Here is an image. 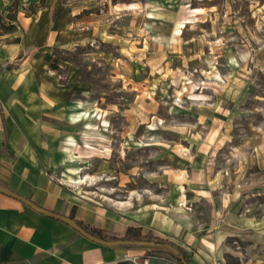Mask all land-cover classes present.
<instances>
[{"label":"rangeland","instance_id":"1","mask_svg":"<svg viewBox=\"0 0 264 264\" xmlns=\"http://www.w3.org/2000/svg\"><path fill=\"white\" fill-rule=\"evenodd\" d=\"M73 5L101 31L48 52L95 110L65 182L123 211L160 202L219 230V264H264V0H0V34L8 13Z\"/></svg>","mask_w":264,"mask_h":264},{"label":"crops","instance_id":"2","mask_svg":"<svg viewBox=\"0 0 264 264\" xmlns=\"http://www.w3.org/2000/svg\"><path fill=\"white\" fill-rule=\"evenodd\" d=\"M83 8L69 6L66 15L45 8L23 20L17 15L16 30L0 34V66H12L0 74V184L44 209L73 214L76 221L119 237L134 226L143 234L168 238L185 248L189 264H219L218 229L193 234L185 220L175 218L174 211L160 202L123 211L117 204L96 202L65 182V176L76 177L77 165L68 166L66 174L64 163L78 162L80 149L89 152L80 132L96 124L88 117L95 110L84 105L88 89L73 88L78 72L61 84L47 72L46 55L54 46L77 44L85 35L101 31L96 13L82 15ZM157 253L162 254L157 248L100 244L67 222L0 192V264H119L133 256V264L146 259L158 264L147 258Z\"/></svg>","mask_w":264,"mask_h":264},{"label":"trees","instance_id":"3","mask_svg":"<svg viewBox=\"0 0 264 264\" xmlns=\"http://www.w3.org/2000/svg\"><path fill=\"white\" fill-rule=\"evenodd\" d=\"M10 12V11H9ZM7 19L9 20V23H4L1 27L2 31L4 32H12L14 30H16L17 25L15 24V21L17 19V15L15 13H8L7 15ZM0 21H3V17L0 16ZM46 60L50 63V67L53 70H58L59 69V64H58V59L55 58L52 60V55L51 54H47L46 55ZM12 66L11 65H7L6 67H2L0 66V74L6 69V70H11ZM2 185V184H0ZM4 186V185H2ZM5 187V186H4ZM74 215L71 214V217H73ZM85 230H87L89 233H91L94 236H97L101 239L104 240H118V239H124V240H144V241H153L159 244H162L161 246H143L145 248H157L159 249V251H166L169 254H171L172 256H174L177 260L180 261V258L178 256H176L174 253L171 252V250H169L168 248L164 247V244H171L173 247H175L176 249H178L180 251V253L184 256L186 262L189 264L190 260L188 258V253L185 250L184 247H182L180 244L168 239V238H162L158 235H155L153 233H146L143 234L142 233V229L139 227H134V226H130L127 230V233L123 236V237H119L115 232L110 231V230H102V229H98V228H94L91 227L89 225H84L81 221H77ZM126 247L131 248V247H135L134 245H126ZM119 264H130L128 261H120Z\"/></svg>","mask_w":264,"mask_h":264},{"label":"water","instance_id":"4","mask_svg":"<svg viewBox=\"0 0 264 264\" xmlns=\"http://www.w3.org/2000/svg\"><path fill=\"white\" fill-rule=\"evenodd\" d=\"M0 192L7 194L9 196H12L14 198H17L21 201H23L25 204L29 205L30 207L34 208L35 210L42 212L46 215L61 219L65 222H67L69 225H71L73 228H75L79 233H81L83 236L98 242L100 244L103 245H107V246H118V245H134V246H161L162 244L153 242V241H144V240H124V239H118V240H104L101 239L97 236L92 235L91 233H89L87 230H85L75 219L69 217V216H65L47 209H44L40 206H38L35 202H33L32 200H30L27 197H23L17 193H15L14 191L0 185ZM164 247L168 248L169 250H171L172 253H174L176 256H178L180 258V261L182 264H188L184 258V256L180 253V251L178 249H176L175 247H173L171 244H164Z\"/></svg>","mask_w":264,"mask_h":264},{"label":"built area","instance_id":"5","mask_svg":"<svg viewBox=\"0 0 264 264\" xmlns=\"http://www.w3.org/2000/svg\"><path fill=\"white\" fill-rule=\"evenodd\" d=\"M147 258H155L159 261L158 264H182V263H178L175 262L171 257L165 256L163 254H153V255H149ZM126 260L130 263H136V257H127ZM144 264H149L148 263V259H146Z\"/></svg>","mask_w":264,"mask_h":264},{"label":"bare ground","instance_id":"6","mask_svg":"<svg viewBox=\"0 0 264 264\" xmlns=\"http://www.w3.org/2000/svg\"><path fill=\"white\" fill-rule=\"evenodd\" d=\"M89 128V127H88ZM93 128V127H92ZM91 128V129H92ZM91 129H84V131H87V130H91ZM88 178V177H87ZM86 179V178H85ZM82 183L84 182V180L81 181ZM82 189V188H81Z\"/></svg>","mask_w":264,"mask_h":264}]
</instances>
